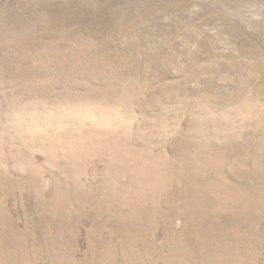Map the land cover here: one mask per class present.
<instances>
[{
	"label": "rangeland",
	"instance_id": "374dc122",
	"mask_svg": "<svg viewBox=\"0 0 264 264\" xmlns=\"http://www.w3.org/2000/svg\"><path fill=\"white\" fill-rule=\"evenodd\" d=\"M0 264H264V0H0Z\"/></svg>",
	"mask_w": 264,
	"mask_h": 264
}]
</instances>
